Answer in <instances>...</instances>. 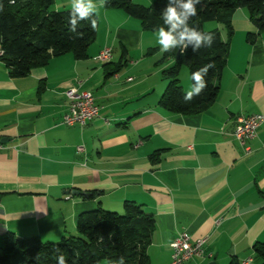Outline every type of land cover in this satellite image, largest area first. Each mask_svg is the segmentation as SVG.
Wrapping results in <instances>:
<instances>
[{
  "label": "crops",
  "instance_id": "1",
  "mask_svg": "<svg viewBox=\"0 0 264 264\" xmlns=\"http://www.w3.org/2000/svg\"><path fill=\"white\" fill-rule=\"evenodd\" d=\"M103 1L92 0L101 18L86 58L65 53L17 77L0 60V238L62 241L76 234L79 213H121L130 200L155 219L150 264L169 263L181 232L206 238L205 253L181 264H261L253 245L264 241V122L243 143L233 130L239 116L264 113V30L250 42L247 11L232 12L217 96L183 115L157 104L173 63L158 31ZM106 47L111 59L100 62ZM180 74L187 92L189 75ZM68 89L90 92L99 107L83 127L62 123Z\"/></svg>",
  "mask_w": 264,
  "mask_h": 264
},
{
  "label": "trees",
  "instance_id": "2",
  "mask_svg": "<svg viewBox=\"0 0 264 264\" xmlns=\"http://www.w3.org/2000/svg\"><path fill=\"white\" fill-rule=\"evenodd\" d=\"M54 0H0V60L14 76H24L33 68L46 66L51 58L71 53L75 59L87 57V49L94 41L95 29L91 21H81L75 32L67 23L71 8L55 10ZM168 0H153L144 6L132 0H104L105 8L121 9L140 20L149 31L167 29L161 13ZM197 14L189 19V27H195L213 39L201 42L193 52L194 43H186L164 52L173 63L162 71L166 86L158 99V106L168 112L195 114L204 111L216 98L219 80L225 67L229 39L232 35L231 14L237 8L247 11L254 30L247 39L264 30V0H201L196 5ZM93 18L96 16L93 13ZM215 22L227 32L223 39L219 28L205 29V22ZM97 25V22H96ZM179 54L176 56V51ZM124 63L119 62L118 67ZM211 65L203 77L206 87L191 101H184L179 80L180 68L186 66L191 86L196 84L192 74L205 65ZM155 229L153 215L144 212L134 201L125 200L121 213L98 206L78 214L76 234L59 242L42 241L38 237L18 238L7 232L0 238V264H57L56 257L63 254L66 264H150L147 247ZM255 256L264 264V241L253 245ZM229 264H238L231 261Z\"/></svg>",
  "mask_w": 264,
  "mask_h": 264
},
{
  "label": "clouds",
  "instance_id": "3",
  "mask_svg": "<svg viewBox=\"0 0 264 264\" xmlns=\"http://www.w3.org/2000/svg\"><path fill=\"white\" fill-rule=\"evenodd\" d=\"M201 0H168V4L161 13V18L167 29L160 28L158 31L157 42L163 51L176 49L178 45L181 52L186 49V41L194 43L193 52L200 49L201 42H208L209 48L212 46L211 41L213 35L198 31L195 27H189L188 21L191 17L196 16L197 7ZM96 12L92 0H72L71 12L69 13L67 23L70 30L75 32L81 21H91L93 29L96 27V20L93 18V13ZM211 65H205L198 71L192 74L191 79L196 82L194 86L183 95L184 101H191L193 95H199L202 89L206 87V82L203 77L207 74ZM57 264H66V259L63 254L56 257ZM120 264H123V258Z\"/></svg>",
  "mask_w": 264,
  "mask_h": 264
},
{
  "label": "built area",
  "instance_id": "4",
  "mask_svg": "<svg viewBox=\"0 0 264 264\" xmlns=\"http://www.w3.org/2000/svg\"><path fill=\"white\" fill-rule=\"evenodd\" d=\"M1 54V53H0ZM100 62H107L111 59V49L106 47L102 49L95 57ZM67 97V111L63 115L62 123L65 125H79L83 127L91 119L98 115L99 107L94 102V97L90 92L77 91V89H68L65 91ZM264 122V113H252L245 116H239L233 130L234 137L243 143L256 135L258 127ZM3 148L0 142V149ZM82 146L77 147L80 152ZM206 238L200 237L191 239L186 232L179 233L170 243L171 255L168 264H181L195 256H202L205 253L204 243ZM208 256L211 253H207ZM250 258L245 259L241 264H247Z\"/></svg>",
  "mask_w": 264,
  "mask_h": 264
},
{
  "label": "rangeland",
  "instance_id": "5",
  "mask_svg": "<svg viewBox=\"0 0 264 264\" xmlns=\"http://www.w3.org/2000/svg\"><path fill=\"white\" fill-rule=\"evenodd\" d=\"M132 1L135 3L141 4V5H144V6H150L152 4L153 0H132ZM103 3H104V1H103ZM69 8H71V7H69ZM100 12H101V9L96 7V12H94V15L96 16V22H97L98 18L99 19L101 18ZM213 24H215V23L210 21V22H205L203 26L205 29H210L213 26ZM183 69H185V71H187V73L189 75L188 68L186 66H182L181 70H183ZM181 70H180V73H181ZM180 73H179V77L181 75ZM54 242H59V241H54ZM100 264H106V262L103 260Z\"/></svg>",
  "mask_w": 264,
  "mask_h": 264
},
{
  "label": "water",
  "instance_id": "6",
  "mask_svg": "<svg viewBox=\"0 0 264 264\" xmlns=\"http://www.w3.org/2000/svg\"><path fill=\"white\" fill-rule=\"evenodd\" d=\"M179 54V50L176 51V56ZM74 193L78 194V191H74Z\"/></svg>",
  "mask_w": 264,
  "mask_h": 264
}]
</instances>
